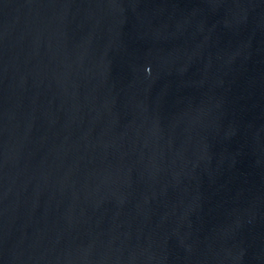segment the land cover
Instances as JSON below:
<instances>
[{"label":"water","instance_id":"obj_1","mask_svg":"<svg viewBox=\"0 0 264 264\" xmlns=\"http://www.w3.org/2000/svg\"><path fill=\"white\" fill-rule=\"evenodd\" d=\"M0 264H264V0H0Z\"/></svg>","mask_w":264,"mask_h":264}]
</instances>
